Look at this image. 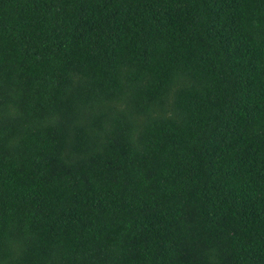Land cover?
I'll return each mask as SVG.
<instances>
[{
    "label": "trees",
    "instance_id": "16d2710c",
    "mask_svg": "<svg viewBox=\"0 0 264 264\" xmlns=\"http://www.w3.org/2000/svg\"><path fill=\"white\" fill-rule=\"evenodd\" d=\"M0 264H264V0H0Z\"/></svg>",
    "mask_w": 264,
    "mask_h": 264
}]
</instances>
